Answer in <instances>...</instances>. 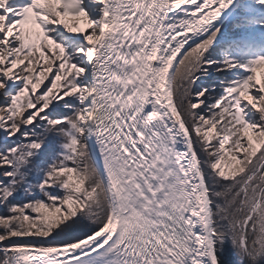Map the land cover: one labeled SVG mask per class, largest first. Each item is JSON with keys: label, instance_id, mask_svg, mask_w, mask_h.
<instances>
[{"label": "snow or ice", "instance_id": "1", "mask_svg": "<svg viewBox=\"0 0 264 264\" xmlns=\"http://www.w3.org/2000/svg\"><path fill=\"white\" fill-rule=\"evenodd\" d=\"M261 69L264 0H0V264H264Z\"/></svg>", "mask_w": 264, "mask_h": 264}, {"label": "trees", "instance_id": "2", "mask_svg": "<svg viewBox=\"0 0 264 264\" xmlns=\"http://www.w3.org/2000/svg\"><path fill=\"white\" fill-rule=\"evenodd\" d=\"M84 231H87V229H85ZM78 235H82V233H78Z\"/></svg>", "mask_w": 264, "mask_h": 264}, {"label": "rangeland", "instance_id": "3", "mask_svg": "<svg viewBox=\"0 0 264 264\" xmlns=\"http://www.w3.org/2000/svg\"><path fill=\"white\" fill-rule=\"evenodd\" d=\"M228 27H230V25ZM261 70H264V69H261Z\"/></svg>", "mask_w": 264, "mask_h": 264}]
</instances>
